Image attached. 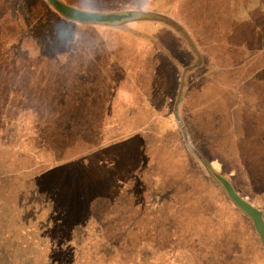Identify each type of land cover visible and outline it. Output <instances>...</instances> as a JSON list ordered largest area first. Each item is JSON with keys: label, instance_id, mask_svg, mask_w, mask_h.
I'll return each instance as SVG.
<instances>
[{"label": "crops", "instance_id": "obj_1", "mask_svg": "<svg viewBox=\"0 0 264 264\" xmlns=\"http://www.w3.org/2000/svg\"><path fill=\"white\" fill-rule=\"evenodd\" d=\"M61 1L82 10H157L141 0L124 9L110 0ZM208 1L212 8L196 13L157 10L177 28L81 22L45 0H0V114L46 121L51 137L42 144L50 147L37 154L36 171L53 187L61 180L59 193L89 211L90 242L107 239L91 231L99 219L127 245L141 226L156 225L160 204H180L206 176L198 146L264 211V0L237 13L221 10L224 0ZM67 114L89 115V125L60 122ZM22 128L0 121L4 136ZM67 129L77 137L63 151ZM140 194L148 197L134 205Z\"/></svg>", "mask_w": 264, "mask_h": 264}, {"label": "rangeland", "instance_id": "obj_2", "mask_svg": "<svg viewBox=\"0 0 264 264\" xmlns=\"http://www.w3.org/2000/svg\"><path fill=\"white\" fill-rule=\"evenodd\" d=\"M45 1L58 14L81 22L110 26L165 22L179 26L157 11H166L174 5V0H141L139 3L157 10L114 11L82 10L61 0ZM125 2L124 8H131L132 2ZM115 5L112 7L116 8ZM174 7L172 10L177 6ZM178 9L175 13H180ZM1 132L0 140H3L5 136ZM198 150L209 163L197 165L206 176L199 177L197 186L188 187L187 194L182 196V207L178 204L164 209L160 204L161 208L155 210L156 222L160 219V224L155 228L141 226L140 239L126 245L133 246L129 252H119L112 258L109 256L113 248L118 249L121 243L118 229L109 226L110 221L99 219L98 225L91 226L92 232L107 239L90 242L84 225L89 211L82 203L73 199L70 204L65 202L68 200L51 191V185L41 187L45 192L26 186V171L14 175L8 173L9 164L6 170L1 168L0 264H79V261L80 264H264V211L245 199L235 179L227 176L226 169H220L222 164L215 165L208 147L198 146ZM20 163L26 165L25 161H20L16 166ZM191 167L197 169L194 164ZM160 196L167 197L166 194ZM138 197L132 198L134 205L136 200L142 204L148 196L140 194ZM152 213L150 210V215ZM153 233L156 241L151 239ZM163 236L166 241L158 242ZM68 239L72 242H67ZM76 247L81 259L74 257Z\"/></svg>", "mask_w": 264, "mask_h": 264}, {"label": "trees", "instance_id": "obj_3", "mask_svg": "<svg viewBox=\"0 0 264 264\" xmlns=\"http://www.w3.org/2000/svg\"><path fill=\"white\" fill-rule=\"evenodd\" d=\"M110 1L112 5L116 4L115 5L116 7L124 8L125 4H127L125 2L126 0H110ZM173 4H174L173 6L171 5L170 6L171 7L177 6L179 8L178 9L179 11L183 10V12H185L186 10V11H192V13H196V11L202 10L203 8H207V9L212 8V3L211 1H208V0H205L204 3L201 0H174ZM201 4L203 6H201ZM254 5L255 3L252 2V0L251 1L249 0H229V1L224 0L223 2L222 1L220 2V9L224 11L235 10V12L237 13L239 9L246 8V6L253 9ZM1 114H0L1 122L5 121L8 123H12V124L21 123L23 125V128L20 129L18 132H15L14 130H12L11 132L9 131V133L5 135V138L7 139L6 142L4 139L0 140V169L2 168L3 170H6L9 164V166H11V169L9 170L8 173H12L15 175V174H20L21 171L22 172L26 171L28 175V178H26L27 181L24 182L26 186L28 185V187L30 188L33 187L34 189H37V188L41 189L43 185L45 186L51 185V191L52 192L56 191L57 193H59L57 189H60L59 186H61V180H59L58 183H56V186L53 187L52 184H50V181H51L50 176L40 175L42 173L38 174V172L36 171L37 169H36L35 161L38 159L37 154L39 156H42L44 154V157H45V154H46L45 148L50 147L48 142L45 144H42L43 141H46V137L48 138L51 137V130L43 129L44 125L42 124H46V121H42L40 115L31 114V113H16V112H11L9 110ZM41 116H46V115H41ZM60 116H61L60 122L62 121L75 122L76 121L77 123L81 124L83 127L85 125H89V120L87 121L84 120L85 118L90 117L89 115L80 116V115H68L67 114V115H60ZM83 116H85V118ZM70 134H72L73 136H70ZM78 134L80 137H83V132L82 133L78 132ZM62 135H63V139L60 140V146L61 148L64 149L63 151L65 150L67 151V148L69 147L68 144L70 142V139L72 140L76 139L77 136H74L75 133H73L69 129L63 131ZM77 139L80 140L79 137ZM71 143H72L71 146H74V140ZM60 146H57V148H59ZM20 161H25L26 165H22L20 163V166H16ZM66 188L68 187L65 184L64 189L66 190ZM41 190L45 192L44 189H41ZM60 190L63 192L62 188ZM59 194L60 196H62V199L68 200L65 202H68L70 204V201L68 199L69 195H67V192L64 194L63 193H59ZM71 199L73 198L70 197V200ZM47 207L48 206H46L45 208ZM160 222L161 220L159 219L156 225L153 226L152 228H155L157 225L160 224ZM139 239L140 238H137L135 240H139ZM151 239L153 241H156L155 233L152 234ZM131 241H134V240H131ZM161 241H164V242L166 241L164 236L158 239V242H161ZM67 242H71V240L68 239ZM119 243H121L120 247L117 249V246H115L113 248V254L112 256H109V258L117 257L119 252H129V250L133 247L132 245L126 246L122 242H119ZM74 251H75L74 257L81 259L80 251L79 250L78 251L74 250ZM75 264H78V263H75ZM79 264H80V261H79Z\"/></svg>", "mask_w": 264, "mask_h": 264}]
</instances>
